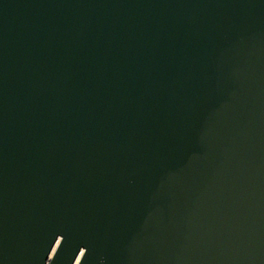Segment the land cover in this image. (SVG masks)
<instances>
[{
	"label": "water",
	"instance_id": "obj_1",
	"mask_svg": "<svg viewBox=\"0 0 264 264\" xmlns=\"http://www.w3.org/2000/svg\"><path fill=\"white\" fill-rule=\"evenodd\" d=\"M0 264H264V0H0Z\"/></svg>",
	"mask_w": 264,
	"mask_h": 264
}]
</instances>
